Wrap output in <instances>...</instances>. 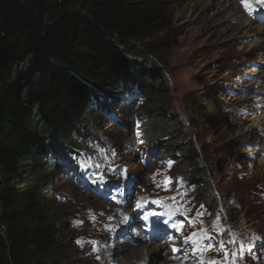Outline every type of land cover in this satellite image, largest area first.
<instances>
[{"label": "rangeland", "instance_id": "1", "mask_svg": "<svg viewBox=\"0 0 264 264\" xmlns=\"http://www.w3.org/2000/svg\"><path fill=\"white\" fill-rule=\"evenodd\" d=\"M165 1L171 27L133 40L165 72L160 105L169 120L162 133L152 135L149 105L139 94L112 87L100 102L101 119L86 127L88 137L72 149L58 144L54 161L44 163L62 230L58 240L73 252L67 264H98L88 239L97 238L99 223L97 241H107V254L139 244L133 239L143 236L140 230L150 235L166 227L160 244L167 254L157 247L143 264L170 263L172 247L187 256L180 264H223L219 242L231 239L226 249L242 253L236 264H264V40L242 25L245 18L264 27V3L238 0L244 18L233 20L216 2ZM123 201L131 214L113 232L120 210L114 203ZM168 204L178 216L164 213ZM193 232L199 235L186 242Z\"/></svg>", "mask_w": 264, "mask_h": 264}, {"label": "trees", "instance_id": "2", "mask_svg": "<svg viewBox=\"0 0 264 264\" xmlns=\"http://www.w3.org/2000/svg\"><path fill=\"white\" fill-rule=\"evenodd\" d=\"M171 25L165 0H0V264L72 258L44 163L88 137L94 98L138 93L162 133L165 72L133 40Z\"/></svg>", "mask_w": 264, "mask_h": 264}, {"label": "bare ground", "instance_id": "3", "mask_svg": "<svg viewBox=\"0 0 264 264\" xmlns=\"http://www.w3.org/2000/svg\"><path fill=\"white\" fill-rule=\"evenodd\" d=\"M206 2L209 3H213L216 2L217 5L222 4L223 5V9L222 10H228L229 13V17H231V19L235 20V19H239V18H244L242 10L240 9V6H238V0H205ZM227 12V11H226ZM256 22H254L253 20L250 19H245L242 22V25L244 26H249V28L246 30L247 33H255L256 35H259L262 37V39L264 40V27L261 26V24H255ZM83 196V195H82ZM79 197V196H78ZM128 201V198H127ZM126 205V201H123L122 203H114V206L116 208H119V215H116L115 220L113 221V224L115 225L114 227V231H121L120 229L122 228V226L124 225L123 221L126 217L127 214H131L128 209H125ZM98 206L100 207V204H98ZM164 213H168L169 211L172 213L173 216H178V214L173 213L171 210V207L169 206V204L166 205L162 208ZM136 217V216H134ZM136 219H133V222L136 223L135 221ZM74 222H76L75 220H72ZM102 222V221H99ZM162 223H165L164 220H161ZM155 229L158 228V225L156 223H153ZM124 227V226H123ZM99 231L96 234L97 238L100 235V233L102 232L103 228H102V223H99ZM166 227L163 226V228L161 227L160 229L157 230V232L155 234H150L147 235L144 231L140 230L139 232H141L143 234V236L141 235H137L135 236V239H133L136 242H140L139 244H137L136 246H134L132 249L126 247L124 244H122V246L117 247V248H112L111 251L109 252V254L106 253V251L103 249V246L105 243H107V241L105 239L99 240L97 241V238L95 236H91L88 239V245H92V252L99 256V262L98 264H110L113 262H116V264H143V262H148L150 260L149 255L152 252L157 251V247L160 250H163L165 254H167L166 250H165V245L164 244H160L163 242L162 239V235L165 232ZM121 232H119L118 234H120ZM90 240H94L92 242H95V244H93L92 242H90ZM153 244H155V247H152ZM174 248L172 247V258H168V260L166 262H170L168 264H180V263H184L183 259L187 258V256H181L180 252L176 254L175 251L173 250ZM146 250V251H145ZM121 252H125L127 255H119V253L121 254ZM158 256V255H157ZM107 262V263H106Z\"/></svg>", "mask_w": 264, "mask_h": 264}, {"label": "snow or ice", "instance_id": "4", "mask_svg": "<svg viewBox=\"0 0 264 264\" xmlns=\"http://www.w3.org/2000/svg\"><path fill=\"white\" fill-rule=\"evenodd\" d=\"M260 2L264 3V0H260ZM242 3H244L245 6H247L248 0H242ZM167 163H168V166L171 167V161H168ZM153 180H155V174L153 176ZM168 183H170V179L166 178L165 181H164L165 188H167ZM157 187H160V185L157 184ZM181 195H183V194H181ZM169 199L172 200L174 203L176 202V198L175 197H170ZM156 202H159V201H156ZM137 206L139 207V204ZM202 207H203V205H201V208ZM201 215H203V213L198 211L197 212V216H201ZM94 218L95 217H93V219ZM217 219H219V217ZM193 222H195V221H193ZM220 231H223V229H221ZM200 232H204V229H201ZM198 235H199V233H197V232L191 233V235L188 238H186V242H187V240H194ZM203 238L204 237H201V239H203ZM92 243L95 244V242H92ZM226 243H235V239H231V240H229L227 242L221 240L219 242V248L224 250L223 264H236V260H237L238 255L242 256V253L229 252L226 249ZM211 248H212V245L209 244V245H204L203 248L198 247L195 250L200 252V251H204V250H209ZM173 250L174 251H178V249H175V247H174ZM201 264H204V262L201 261ZM207 264H219V262H217L215 260H210V261L207 262Z\"/></svg>", "mask_w": 264, "mask_h": 264}]
</instances>
